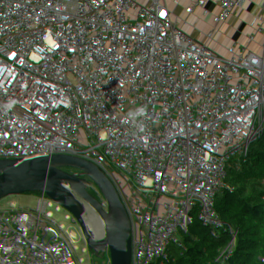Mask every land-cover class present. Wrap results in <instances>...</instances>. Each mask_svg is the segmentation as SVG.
I'll return each mask as SVG.
<instances>
[{"label":"built area","instance_id":"obj_1","mask_svg":"<svg viewBox=\"0 0 264 264\" xmlns=\"http://www.w3.org/2000/svg\"><path fill=\"white\" fill-rule=\"evenodd\" d=\"M158 1L120 0L117 6L152 16ZM99 2L0 0V264H222L264 205V72L249 89L251 105L238 111L237 125L222 131L221 147L210 151L214 164L206 173L220 166L219 185L192 176L179 187L136 159L133 140L152 114L171 127L174 157L203 138V128L189 116L202 89L187 92L191 78L179 72L188 53L186 22L198 9L187 19L179 15L172 27H155L161 75L172 90L170 102L157 107L142 98L154 86L143 64L110 70L124 25L97 11ZM66 3L80 20L55 61L43 64L37 79L7 76L5 46L18 35L25 13L47 6L51 28L49 11ZM185 3L173 0L179 10ZM220 15L213 6L212 17ZM146 25L144 20L139 27ZM97 31L101 46L93 40ZM85 35L91 47L79 55ZM239 65L223 46L211 70L237 88ZM147 132L145 147L154 140L159 150L167 146L165 130ZM156 165L172 173L171 164Z\"/></svg>","mask_w":264,"mask_h":264},{"label":"crops","instance_id":"obj_2","mask_svg":"<svg viewBox=\"0 0 264 264\" xmlns=\"http://www.w3.org/2000/svg\"><path fill=\"white\" fill-rule=\"evenodd\" d=\"M78 1L93 4L92 0ZM119 1L100 0L96 5L97 11L118 16L124 25L122 38L109 62L110 70L121 65L137 68L143 64L145 74L151 77L154 86L142 98L148 102L155 101L157 107L170 102L172 90L165 88L161 75L164 57L155 27H172L179 15L183 14L187 19L198 9L195 18L186 22L184 35L188 53L179 72L191 78V82L184 86L187 92L192 91L194 87L202 89L200 97L192 105L189 116L203 128V138L190 146L183 155L174 157L171 148L177 145V141L171 127L164 119L152 114L145 128L140 130L133 142L138 149L136 156L142 155L148 149L159 151L158 140H154L153 145L147 148L142 139L148 136L147 129L153 132L162 128L165 130L167 146L160 149V152L165 150L167 153L164 156L165 162L174 158L171 171L177 174L169 175L157 165L151 169L170 178L173 184L182 188L185 187L183 179L192 176L204 177L212 184L219 185L218 177L222 173L220 166H215L212 173H206V167L214 164V156H211L210 151L212 147H221L222 131L231 130L237 125L238 111L251 105L249 89L257 81V73L264 72V0H208L213 6L221 9V15L215 19L212 17L213 6L200 3V0H186L182 10L174 6L173 0H160L157 11L152 16L148 13L139 14L132 8L119 9ZM149 1L151 0H142L144 3ZM226 2L229 8L224 5ZM233 9L238 10L239 14L233 15ZM46 10L45 5L31 7L22 18L18 35L5 46L9 62L4 72L10 78L21 75L37 79L42 73L43 64H52L73 36L80 20L76 8L66 3L57 9H51V28H46ZM144 20L147 25L142 29L139 24ZM26 23H29V26ZM93 40L101 46L102 33H94ZM223 46H227L230 55L240 63V84L237 88L211 70V65ZM90 47V36L85 35L78 42V54L84 55ZM221 63L225 64L226 59L223 58ZM222 152L226 154L224 147ZM236 171L239 172V169Z\"/></svg>","mask_w":264,"mask_h":264},{"label":"trees","instance_id":"obj_3","mask_svg":"<svg viewBox=\"0 0 264 264\" xmlns=\"http://www.w3.org/2000/svg\"><path fill=\"white\" fill-rule=\"evenodd\" d=\"M222 264H264V205L241 230L234 252Z\"/></svg>","mask_w":264,"mask_h":264},{"label":"rangeland","instance_id":"obj_4","mask_svg":"<svg viewBox=\"0 0 264 264\" xmlns=\"http://www.w3.org/2000/svg\"><path fill=\"white\" fill-rule=\"evenodd\" d=\"M65 97H66V95H65ZM253 136H255V135H253ZM129 138H131V137H129ZM166 154L167 153L165 152V150H163V151L160 152V150L158 151V149H156V150H154V149H148L147 150V155H148L149 158L148 157H143L140 154H137V156L135 155V157H136L137 160H140L146 167H148V168L151 169V167H156V162L157 163H161L163 165L172 164L173 161H174V158L173 159L170 158V160L169 161H166V162L164 161V156ZM172 173H173V176L175 174H177V173H174V171H172ZM169 175H172V174L169 173ZM181 178H184V177H181Z\"/></svg>","mask_w":264,"mask_h":264},{"label":"clouds","instance_id":"obj_5","mask_svg":"<svg viewBox=\"0 0 264 264\" xmlns=\"http://www.w3.org/2000/svg\"><path fill=\"white\" fill-rule=\"evenodd\" d=\"M140 112L142 113L143 112V109H141Z\"/></svg>","mask_w":264,"mask_h":264}]
</instances>
